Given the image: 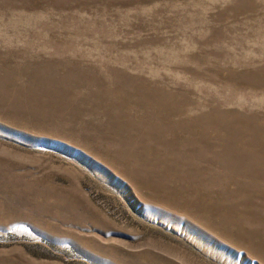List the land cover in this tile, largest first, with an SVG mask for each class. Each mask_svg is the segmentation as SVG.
Listing matches in <instances>:
<instances>
[{"label":"rangeland","instance_id":"374dc122","mask_svg":"<svg viewBox=\"0 0 264 264\" xmlns=\"http://www.w3.org/2000/svg\"><path fill=\"white\" fill-rule=\"evenodd\" d=\"M0 264H264V0H0Z\"/></svg>","mask_w":264,"mask_h":264}]
</instances>
